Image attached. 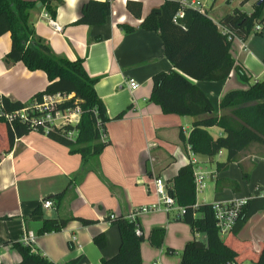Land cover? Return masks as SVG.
Here are the masks:
<instances>
[{
	"label": "crops",
	"instance_id": "1",
	"mask_svg": "<svg viewBox=\"0 0 264 264\" xmlns=\"http://www.w3.org/2000/svg\"><path fill=\"white\" fill-rule=\"evenodd\" d=\"M87 1H54L57 6L54 19L62 27L60 32L49 25L41 3L30 10L29 22L36 35L48 43L56 55L71 60L84 58L87 73L98 78L95 89L109 117L105 137L109 143L96 159L84 164L82 156L71 152L66 145L47 134L31 131L17 139L12 150L5 153L6 133L0 124V264L20 262L21 255L12 243L22 240L30 231L36 235V249L56 264L74 259H79L78 264H102L103 258L117 253L121 243L117 226L108 221L109 214L125 216L135 208L154 204L157 201L155 179L161 178L171 188L180 168L190 163L194 170L205 175L204 187L196 191L197 204L249 200L264 191L262 146L252 144L240 152L238 162L218 170L217 163L226 159L225 151L214 158L197 155L180 137L181 132L185 138L190 135L195 118L165 114L159 105L150 101L153 76L174 68L164 54L159 34L139 28L142 19L127 10L128 0H113L104 24H76L82 5ZM135 1L142 3L144 18L167 0ZM199 1L206 4L208 15L216 23L235 8L252 13L255 7L247 11L244 7L251 0L244 5L241 0L239 6L226 12L218 0ZM122 24L136 30L126 33ZM261 26V31H253L263 33L264 25ZM10 48L11 35L7 33L0 37V96L29 103L37 92L45 89L47 75L40 70H28L21 62L8 63L5 56ZM230 52L251 75L249 83L235 70L222 81L191 79L209 98L218 116L229 113L220 108L227 92L246 89L264 78V45L253 41L251 34L246 40L234 39ZM130 79L139 84L133 91L129 88ZM208 131L214 138L224 135L216 126ZM243 171L249 173L248 180ZM63 191L59 203L53 200L54 206L49 209L42 206L45 198ZM39 206L42 214L32 215ZM180 215V210L174 208L138 216L144 236L142 264H180L187 242L205 239V235L194 233L189 225L180 221ZM71 217L95 223L83 225L72 220L60 232L38 235L44 219ZM155 227L166 229L160 248L149 241ZM100 232L107 240L103 249L93 241ZM223 235L222 238L238 252L239 264H264V209L254 213L237 235ZM168 248L174 253H169Z\"/></svg>",
	"mask_w": 264,
	"mask_h": 264
},
{
	"label": "trees",
	"instance_id": "2",
	"mask_svg": "<svg viewBox=\"0 0 264 264\" xmlns=\"http://www.w3.org/2000/svg\"><path fill=\"white\" fill-rule=\"evenodd\" d=\"M54 1L0 0V37L7 33L11 35V48L5 60L8 63L21 62L30 71H43L48 79L45 89L37 92L29 103L0 96V124L5 128L7 139L3 152H10L17 139L31 131H37L66 145L71 152L80 154L85 164L96 159L108 145V139H102V135H106L109 117L95 89L98 78L87 73L84 58L71 60L56 55L48 43L36 35L29 22V12L37 3H41L55 18L57 6ZM248 1L250 0H242L241 5ZM126 8L134 17L142 19L140 29L158 33L163 41L164 54L174 69L161 71L153 76L150 101L159 105L165 114L195 118L190 135L185 138L183 133H180L181 139L186 141L192 152L214 158L221 151H225V161L217 163V169L221 170L231 162H238L240 152L252 144L264 148V78L254 81L246 89L227 92L221 99L220 108L229 110V113L221 116L214 113L209 98L191 81H222L227 79L233 70L244 82L251 81L249 72L231 55L233 40L230 37L246 40L256 24L264 23V0L256 1L252 13L235 8L217 23L207 11L202 13L197 9L184 7L178 0L165 1L159 7L153 8L144 18L140 1L128 0ZM110 13L109 0H89L82 5L81 16L75 23L101 25L106 22ZM121 27L126 33L136 30L126 24ZM96 39L100 40L101 37ZM262 62L264 63V57ZM56 94L71 95L70 99L60 104V108H79V123L45 131L42 127L36 129L31 125L30 118L41 115L38 111L29 112L28 120L19 116L11 120L6 117V114L24 108L30 109L33 104L42 102L46 95ZM215 126L224 131L223 136L214 138L209 133L208 128ZM73 131L75 134L69 136ZM240 166L242 167L241 164ZM243 174L248 180L249 173L243 171ZM64 193L65 191L44 200L52 199L59 203ZM169 194L176 204L183 208L179 220L189 225L194 233L205 235L204 240L193 239L187 242L181 253L180 264H239L238 252L221 237L213 204H197L194 167L191 163L180 168L173 180V186L169 188ZM255 203L260 204L254 207ZM261 209H264V197L249 199L241 207L228 234L237 235L248 219ZM41 214V206L35 208L32 213ZM72 220H78L83 225L95 223L93 220L75 217L47 218L38 229V235L60 232ZM111 224L117 226L121 243L117 253L112 257L103 258L102 264H142L141 243L144 236L137 235L135 223L123 215H117ZM165 233L164 227L153 228L149 235L151 245L162 247ZM93 241L101 249L107 245L103 232L96 234ZM12 245L21 255L18 264H56L36 247L33 251V246L23 240L13 242ZM167 251L174 253L171 248ZM78 262L79 259H74L66 264Z\"/></svg>",
	"mask_w": 264,
	"mask_h": 264
},
{
	"label": "built area",
	"instance_id": "3",
	"mask_svg": "<svg viewBox=\"0 0 264 264\" xmlns=\"http://www.w3.org/2000/svg\"><path fill=\"white\" fill-rule=\"evenodd\" d=\"M110 3L113 0H109ZM180 4L184 7H189L193 9H197L200 12L204 13L206 10V4L201 3L199 0H178ZM213 1V0H210ZM44 16L47 18V21L49 25L57 32H60L62 30V27L60 24L46 11L44 13ZM254 30L256 32H259L262 30L261 24H256L254 27ZM223 31L226 33L227 30ZM231 40L238 39V37L231 36ZM139 87V84L133 80H129V88L130 90H135ZM71 98V95H46L42 102L35 103L32 106H30V109L24 108L20 111H17L12 114H6V117L11 120L16 116H19L23 120H28L29 112L38 111L41 113L40 116H33L30 118V122L32 127L44 128L45 131L51 130L55 127H60L66 124H77L80 121V115L81 111L79 108H68V109H62L60 108V104L64 101ZM1 101V98H0ZM75 132L69 133V136H73ZM106 135H102V139H104ZM204 178L205 175L198 170H194V179H195V185H196V191L200 190L204 187ZM155 184V193L157 196V201L152 205L142 206L135 208L130 213L126 214L124 217L128 220L135 223L136 226V233L137 235H141V229L140 225L138 223V216L141 213H148L158 210H166L170 211L174 208H178L181 213H183V208L178 206L176 204V201L173 197L169 194V188L166 185V183L161 178H156L154 181ZM260 197H264V191H262L260 194ZM248 199H238L231 202H224V203H215L213 204V208L215 211L216 219H217V227L220 231V233L227 234L232 226L234 225L236 218L239 214V211L242 206H244L247 203ZM42 206L45 209H49L54 206V201L52 199H46L42 202ZM117 215L115 214H109L108 221L111 222L115 220ZM35 238L36 235L30 231L28 232L24 237L23 241L26 244H29L33 246V251H35ZM227 264H235L233 262H229Z\"/></svg>",
	"mask_w": 264,
	"mask_h": 264
},
{
	"label": "rangeland",
	"instance_id": "4",
	"mask_svg": "<svg viewBox=\"0 0 264 264\" xmlns=\"http://www.w3.org/2000/svg\"><path fill=\"white\" fill-rule=\"evenodd\" d=\"M241 0H218L219 5H222V9L227 12L231 11L233 7L239 6ZM229 5V6H228ZM255 5V0H251L248 5L244 7L245 10L250 11ZM228 6V7H226ZM264 25V23H263ZM251 38L253 41L259 42L261 45H264V30L261 34H256L254 31L251 33ZM224 235H221V237Z\"/></svg>",
	"mask_w": 264,
	"mask_h": 264
},
{
	"label": "water",
	"instance_id": "5",
	"mask_svg": "<svg viewBox=\"0 0 264 264\" xmlns=\"http://www.w3.org/2000/svg\"><path fill=\"white\" fill-rule=\"evenodd\" d=\"M258 4H260V1L258 2ZM39 6L41 5V4H38Z\"/></svg>",
	"mask_w": 264,
	"mask_h": 264
}]
</instances>
